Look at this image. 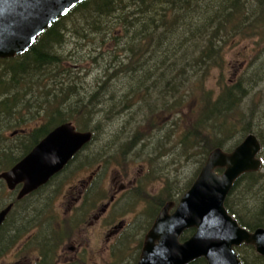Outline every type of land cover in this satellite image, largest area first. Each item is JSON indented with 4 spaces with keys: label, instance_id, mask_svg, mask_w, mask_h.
I'll return each instance as SVG.
<instances>
[{
    "label": "trees",
    "instance_id": "trees-1",
    "mask_svg": "<svg viewBox=\"0 0 264 264\" xmlns=\"http://www.w3.org/2000/svg\"><path fill=\"white\" fill-rule=\"evenodd\" d=\"M114 30L122 32V37L118 39L120 43L115 44L123 48L114 53L113 59L118 64L109 68H116L115 73L108 80L99 82L91 94L83 96L81 91L87 90L79 87L77 81L80 76L65 64L68 59L61 49L72 35L82 44L91 41L90 54L95 53L104 42L103 33ZM197 33L203 35V44L191 41L190 35ZM253 38L264 44V0H89L78 5L42 34L28 52L16 58L0 59V173L17 164L61 124L72 122L81 131L93 132V142L97 140L98 129H90L91 120L96 115V100L110 91L108 96L112 94V104L116 106L111 108L112 113L121 107L120 99H128L129 104L130 96L138 100L145 122L135 129L134 137L149 136L157 130L163 132L164 128L157 127L153 121L159 112L180 116V106L184 108L195 104L197 114L194 121L179 127L178 143L202 156L201 169L211 151L227 147L232 150L239 143L232 142L237 137L234 134L244 132L243 136H246L253 130L249 121H244L242 108L243 96L249 93L247 89L251 83L241 77L232 85H221L216 98L212 91L203 92L198 103L195 100L200 98H194L193 86L199 82V74L221 66L227 43ZM121 52H124V57ZM167 54L169 58L165 59ZM105 71L108 73V69ZM263 76L264 68L257 73L258 78ZM22 82L32 85L35 91L31 93L30 87L22 90ZM151 102L159 103L158 107H151ZM28 120L29 124L26 123ZM33 121L35 123L31 125ZM12 129L18 133L6 144L8 138L4 137V132ZM167 136L170 137L169 134ZM87 147L76 155L70 167L56 176V181L72 170ZM19 149L21 152L17 154ZM121 151L126 152V148ZM101 155L99 153L85 160L94 159L96 165H101ZM190 156L193 155H187ZM54 182L29 194L25 200L40 203L42 193L50 189ZM259 183L261 187L257 190ZM255 189L258 195H253L252 205L233 199L226 203L240 223L250 229L264 226V173L245 175L233 190V193L245 191L248 197ZM5 191L6 183L1 180L0 193ZM10 202L14 206L6 225L0 229L1 237L8 235L12 242L20 235L34 233L38 239L43 233V239H46L52 231L42 226L44 219L48 218L47 214L41 212L25 217L30 213L20 209L18 203L21 201H18L17 195ZM142 206L146 212L150 205L145 201ZM18 210L20 215L14 217ZM21 218L24 229H14ZM58 222L61 230L66 228L64 222ZM143 223L137 222L134 227L140 228ZM151 225L152 222L147 223L143 229L147 232ZM27 228L30 230L25 231ZM128 238V235L125 236L121 245ZM140 241L142 243V239ZM23 250L21 248L20 252ZM237 251L244 264H264V256L257 254L252 246L241 247ZM44 253L43 260L46 258ZM194 264L207 262L201 258Z\"/></svg>",
    "mask_w": 264,
    "mask_h": 264
},
{
    "label": "rangeland",
    "instance_id": "rangeland-1",
    "mask_svg": "<svg viewBox=\"0 0 264 264\" xmlns=\"http://www.w3.org/2000/svg\"><path fill=\"white\" fill-rule=\"evenodd\" d=\"M133 12H135V9ZM103 36L104 42L98 46L95 53L90 54L92 51L91 41L82 44L80 40H74L72 35L69 36L61 49L68 59L65 64L69 68L72 67L74 72L80 76L77 81L79 87H84L87 90L81 91L83 96L91 94L90 92L99 82L108 80L115 73L116 68L114 70L109 69L118 64V61L113 59L114 53L123 50L121 45L115 44L120 43L118 41L122 37L120 30L103 33ZM202 36V34L198 33L193 36L190 35L192 37L191 41L196 44H203L205 41ZM95 41H98V39ZM257 43L258 45H256ZM121 54L124 57V52H121ZM88 55L90 59H88ZM103 57L104 59H101ZM166 58H169L168 54L165 56ZM262 68H264V44L260 43L258 38L227 43L224 56L221 59V66L208 70L206 71L207 73L202 72L199 74V82H196L195 86H193L192 92L194 98L200 99L195 101L197 103L201 102L202 93L209 91H212L214 93L213 97L216 98L222 89L221 85H232L238 79L244 77L251 83V87L247 89L249 93L246 92L242 101L244 121L248 123V120H250L248 124L253 128L251 133L261 134L262 132L260 131H263L264 134V76L257 77L258 71ZM105 69H108V73ZM20 86L24 91L28 87H30L31 93L35 91V88L26 82H22ZM118 89L119 91L121 90V85ZM122 92L120 91V94ZM160 92L154 91V93ZM109 93L111 91L96 100L97 103L94 108L96 115L94 118L91 117L90 129H98L97 140L88 145L72 170L64 174L62 179L56 181L55 177L52 180L56 182L52 183L53 186L50 189L42 193L40 203L31 200H24L18 203L21 205L20 209L27 210L26 212L30 213L25 214V217L35 213L40 214L41 212L47 214L48 218L44 219L42 226L52 229V231L46 235L45 241L39 246H44L41 254L43 255L45 252L44 255L49 259V264H133L134 257L138 255L136 253L138 247H141L140 240L142 239L144 243L146 238V229L144 230L143 227L147 226L149 214L145 212L142 204L135 201L131 204H122L121 206L120 202L114 204L107 215L98 219L95 214L101 204L95 196V190L103 186L105 188L104 196L108 200L109 195L115 190V185H121L122 182L129 184L130 180L134 179V187L144 190L143 197L137 196V200L141 203L142 199H149L145 194L150 192L155 186H158L155 187V194L163 191L164 185H166L168 187L167 194L172 195V197H179L191 187V184L196 179V173L200 169L202 156L189 151L188 146L185 145L183 147V145L181 146L178 143L179 127L182 124L187 126L194 121V115L197 114L195 113L197 112L195 104L184 108L180 106L178 111L180 116L176 115L173 117L169 113L162 114L159 112L154 116L153 121L157 127L164 128L163 132L157 130L149 136L134 137L135 129L145 122L138 100L130 96L131 104H129L127 102L128 99H120L121 107L113 111L115 113H112L111 108H116V106L112 104V94L109 97ZM128 95H131V93ZM149 105L158 107L159 103L151 102ZM29 122L30 120L26 123L29 124ZM32 123L31 125H34L35 122L33 121ZM77 129L79 130L78 127ZM243 129H245V125ZM15 133H18V131L14 129L4 132V137L8 138L5 142L6 144L13 139L12 137H14ZM168 134L170 137L167 136ZM244 134V132L234 134L237 137L232 142L238 141L240 143L245 138ZM138 139L143 140L140 141ZM133 140L134 144L132 146ZM125 148L126 152L121 151V149L125 150ZM223 150L231 152L229 147ZM20 152V149L16 150L17 154ZM99 153H102L100 159L102 170L100 173L98 171L99 165H96L94 159L85 160L87 157L93 158ZM187 155L193 156L187 157ZM94 174L97 175L91 186L90 205L86 204L81 208V201H77L73 197H77V188L81 185V181L88 180ZM160 178L165 179V182H167L157 180ZM260 187L261 184L259 183L256 189L259 190ZM256 189L251 195L248 194V197L245 191H236L232 199L235 201L243 200L242 203L252 205L251 199H253V195H258ZM14 197H16V194L9 189L0 193V211L9 205L10 199L13 200ZM102 201H105V199ZM150 201V206L160 205L156 204L153 199ZM118 207H122V209L116 212ZM19 212L20 210L16 211L14 217H18L20 215ZM139 217L145 218V221L143 226L139 228L140 230L134 233L132 226ZM47 219L50 221H47ZM57 220L65 223L66 228L62 229L64 233L60 229ZM22 222L21 218L20 224L13 228L19 227L23 230L24 225L21 224ZM125 222H128V226L123 230L124 232L122 231V234H119L124 237L117 241L119 232L115 235L114 231L116 229L114 226H120ZM51 224H54V226ZM12 226L10 225V227ZM124 226L120 228V231ZM29 230L27 228L25 231ZM111 234H114V237H110ZM127 235L129 238L121 245V240H124ZM37 241L38 239H36L34 233L20 235L15 238L9 247L13 244L15 245L7 250L11 252L9 253V258L5 260H3L2 256L8 252L3 247L0 264H32L34 260L38 259L36 256L38 251L34 248ZM116 241L117 243L115 244ZM26 246H30L29 249ZM18 248L19 250L24 248V250L19 252V250L17 251ZM49 253L54 254L50 255ZM43 262L40 260L39 264Z\"/></svg>",
    "mask_w": 264,
    "mask_h": 264
},
{
    "label": "water",
    "instance_id": "water-1",
    "mask_svg": "<svg viewBox=\"0 0 264 264\" xmlns=\"http://www.w3.org/2000/svg\"><path fill=\"white\" fill-rule=\"evenodd\" d=\"M89 0H0V59L22 56L38 38L75 7ZM93 140L90 131H78L72 122L56 127L13 168L0 174L18 199L33 193L59 174ZM261 143L248 135L231 152H210L190 190L176 212L168 204L148 232L138 264H242L236 247L255 246L264 256V229L248 232L233 218L226 200L235 183L245 174L259 171ZM222 170L220 174L218 171ZM13 204L0 211V228ZM195 229L185 243L181 234Z\"/></svg>",
    "mask_w": 264,
    "mask_h": 264
},
{
    "label": "flooded vegetation",
    "instance_id": "flooded-vegetation-1",
    "mask_svg": "<svg viewBox=\"0 0 264 264\" xmlns=\"http://www.w3.org/2000/svg\"><path fill=\"white\" fill-rule=\"evenodd\" d=\"M248 121H250V120H248ZM260 132H262L261 134H258V133H253V134H255L257 137H258V140H259V142L261 143V151H260V153H259V155H258V158L261 160V162H262V167H261V169L259 170V171H256V172H250V173H248V174H253V173H264V134H263V131H260ZM249 134H251V132H249L247 135H249ZM246 135V136H247ZM245 136V137H246ZM225 151V150H224ZM225 152H228V151H225ZM230 152V151H229ZM228 152V153H229ZM102 165H99L98 166V171H101V167ZM101 167V168H100ZM202 169V168H201ZM201 169H200V171H201ZM199 171V172H200ZM64 171H62L61 173H63ZM220 174L223 172L222 170H220V171H218ZM60 173V174H61ZM100 173V172H99ZM247 174V175H248ZM97 175V174H96ZM95 174L94 175H92L91 177H89L88 178V180H82L81 181V185L77 188L78 190H77V197H73V198H75L77 201H81V205H80V207L81 206H83V205H86V204H89L90 205V200H91V186H92V183L94 182V179H95V176H96ZM123 178L125 179V177L123 176ZM127 179V178H126ZM131 179V178H130ZM157 180H160V181H162V182H165V179H163V178H160V179H157ZM52 181V180H51ZM167 182V181H166ZM165 182V183H166ZM139 185V184H138ZM143 186V185H142ZM191 186H192V184H191ZM235 186L236 185H234V187H233V189H232V191L230 192V194H229V196H228V198H227V200L229 201V200H231L232 199V197H233V195H234V193H233V190L235 189ZM155 187H158V186H155ZM155 187L154 188H152V190L150 191V192H146V196H148L149 197V199H146V200H144V199H142V203L143 202H145V201H147L148 202V204L150 205L151 204V199H153L154 201H155V203L156 204H160V205H153V206H149L148 208V210H146V212H147V214H149V216H148V223H151L152 222V225H151V227L149 228V230H147V232H146V235H145V237L147 236V234H148V232L151 230V228L153 227V225L155 224V222H156V220H157V218H158V216L161 214V212L166 208V206L168 205V204H172V206H170L169 207V215H173L175 212H176V209L178 208V206H179V204H180V201H181V199L186 195V193L188 192V190L191 188V187H189V189H187V190H185L179 197L177 196V197H172V195H169V194H167V191H168V187L166 186V185H164V188H163V191H161L160 193H158V194H155L154 193V191H155ZM137 188H139V187H137ZM137 188H135L134 187V179L133 180H130V183L129 184H127V183H124V182H122V184L121 185H115V190H114V192L111 194V195H109V199L108 200H106L107 199V197L106 196H104V192H105V188L103 187V186H100L97 190H95V196H96V198L99 200V202H100V204H101V208L99 207V209H98V211H97V213L95 214V216L98 218V219H100L101 217H104L105 215H107L109 212H110V210H111V208L113 207V205L114 204H116V203H120L121 202V204H120V206L122 205V204H131V203H133V201H135L136 203H139V204H142L139 200H137L138 198H137V196H142L143 197V192H144V190L141 188V190H139V189H137ZM131 192V193H130ZM139 192H140V194H139ZM16 195H17V191L16 192H14ZM172 197V198H171ZM105 199V201H102V200H104ZM25 200V197L24 198H22V199H20V200H18V201H24ZM227 200H226V203H227ZM226 205V204H225ZM226 208H227V206H226ZM122 209V207H118L117 208V210H116V212H118L119 210H121ZM227 210H228V212H229V214L233 217V218H235L237 221H238V223L243 227V228H245L248 232H251V233H253V232H255L257 229H260V228H263L264 229V226H260V227H256L255 229H250V228H248V227H246V226H244L243 224H241L240 223V221L229 211V209L227 208ZM100 211V213L98 214V212ZM98 214V215H97ZM151 215V216H150ZM8 219H9V217H7V220H6V222L3 224V227L6 225V223H7V221H8ZM145 221V218H141V217H139L138 219H137V221L134 223V224H137V222H144ZM134 224H133V226H132V230H134V232L136 233L138 230H140L139 229V227L138 226H136V227H134ZM125 225V226H124ZM122 226H124V228L120 231V228L122 227ZM128 226V222H125V223H123V224H121L120 226H118V225H115L114 227H115V235H116V233L117 232H119L118 233V235H117V237L119 236V238L117 239V241L120 239V238H122V237H124V236H122V235H119L120 233L122 234L124 231V229L126 228ZM123 231V232H122ZM195 232H196V230L195 229H188V230H185L182 234H181V236H180V242L181 243H185V242H187L188 240H190V238L195 234ZM110 237H114V234H111L110 235ZM116 237V238H117ZM10 237L7 235L5 238L2 236L1 237V235H0V256H2L3 255V253L1 252V251H3L4 250V248L3 247H5V249H6V251L8 250V249H10L13 245H15V244H13L12 246H10L9 247V245L11 244V242H10V239H9ZM45 241V239H43V233H41V235H40V237L38 238V241L36 242V244L34 245V248L38 251L37 253H36V256H37V258L39 259V261L41 260V261H44L43 263H41V264H49V259L48 258H45L44 260H43V255L41 254L42 253V251H41V247L39 246V245H42L43 244V242ZM117 241L115 242V244L117 243ZM143 246H144V243L142 242L141 243V247H138V250H137V256L136 257H134V262L135 263H133V264H138V262H139V260H140V255H141V251H142V248H143ZM250 246H252V247H254V249H255V251H256V253L257 254H259L258 252H257V250H256V248H255V246H253V245H246V244H243V245H241L240 247H236L235 248V251H236V253L238 254V256H239V258H240V260H241V262H242V264H244L243 263V261H242V259H241V257H240V254H239V252L237 251V249L238 248H241V247H250ZM29 247L30 246H26V248L27 249H29ZM19 248H20V245H19ZM19 248L17 249V251L19 250ZM74 249V248H73ZM8 253H5L2 257H3V260H5V259H8L9 258V253L11 252V251H7ZM19 252H20V250H19ZM260 255V254H259ZM262 256V255H261ZM38 259H36V260H34L33 262H32V264L34 263V264H39V261H38ZM195 263V261L193 262V263H191V264H194Z\"/></svg>",
    "mask_w": 264,
    "mask_h": 264
}]
</instances>
